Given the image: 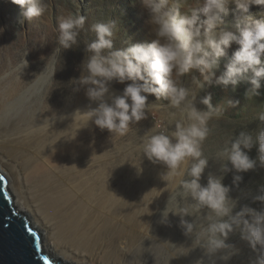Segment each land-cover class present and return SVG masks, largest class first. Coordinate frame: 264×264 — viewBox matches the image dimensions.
<instances>
[{"label": "clouds", "instance_id": "obj_1", "mask_svg": "<svg viewBox=\"0 0 264 264\" xmlns=\"http://www.w3.org/2000/svg\"><path fill=\"white\" fill-rule=\"evenodd\" d=\"M229 2L203 0L200 7L191 8L188 0H142L150 13V23L157 38L151 43H137L126 48L114 46V22H94L90 28L94 39L85 40L87 56L78 83L87 86L88 99L97 102L98 106L90 107L83 114L78 109L76 114L88 117L86 125L93 121L101 131L125 136L133 129L132 125L147 118L146 112L151 108L168 109L174 130L170 131L168 127L157 131L151 129L141 137L142 154L153 163L167 166L169 171L164 178L169 175L181 177L176 193L178 211L166 209L164 216L167 217L169 212L180 216L185 235L195 237L193 248L202 247L207 254L230 249L232 246L226 241L231 233L239 231L241 238L258 251L255 264H264V207L256 211L245 206L233 214L236 201L229 196L230 187L222 183L223 176L209 173L207 185L200 183L210 159L203 149L204 142L214 131L209 122L214 116L222 115V108L212 106L209 94L200 100L207 110L198 109L195 103L197 93L181 80L196 70L205 82L211 84L220 59L235 42L240 47L228 60L216 83L225 87L231 85L234 90L241 80H246L252 86L247 95L258 94L264 80V61L261 59L264 56V19L249 17L238 21L230 30L221 27L224 23L222 15L227 14ZM234 2L244 11L251 4L264 6V0H247L246 4L241 0ZM12 3L19 6L20 16L27 21L41 17L47 8L42 0H12ZM186 6L190 7V12L182 13ZM201 14L206 19L201 20ZM85 20L80 13L59 17L60 47L70 49L78 45ZM27 67L28 61L23 58L17 71ZM7 75L5 73V78ZM112 81L131 83L122 94L116 95L110 93ZM191 82L199 84L200 89L203 87L195 76ZM150 95L155 97V102H148ZM164 100L168 101L167 105L156 103ZM229 103L235 106L238 101ZM178 113L180 119H176ZM254 119L259 122L255 132L241 131L238 136H232L212 159L230 162L237 173L255 169L257 160L264 167V108ZM255 145H258L257 160L244 151ZM220 170L227 173L231 169L228 163H221ZM241 180L239 175L234 177V183ZM255 200L264 205V188ZM205 209L207 214L201 215ZM186 216H195L196 219L188 222L184 219ZM229 258L228 255L222 257L224 260ZM197 264H203L202 260Z\"/></svg>", "mask_w": 264, "mask_h": 264}, {"label": "rangeland", "instance_id": "obj_2", "mask_svg": "<svg viewBox=\"0 0 264 264\" xmlns=\"http://www.w3.org/2000/svg\"><path fill=\"white\" fill-rule=\"evenodd\" d=\"M42 2L47 5L45 13L39 18L27 21L22 19L21 9L13 4L12 0H0V29H2L0 31V134L9 132V128L14 129L17 122L26 116H32L40 123L44 118L62 116L71 109V106L78 105L85 99L90 102L92 108L98 106L97 102L88 99L87 86L78 83L83 74V62L87 56L84 50L85 40L94 39V34L90 31L94 22L112 21L115 23L114 46L116 48H126L137 43H151L157 38L150 23V13L143 5L142 0H42ZM241 2L246 4L247 0H241ZM202 3L203 0H188V5L191 8L200 7ZM190 7L183 8L182 13H189ZM227 8V14L222 15L224 23L221 27H226L229 30L238 21H244L249 17L264 19V6L251 4L248 10L244 11L236 6L234 0H230ZM78 13L86 18L79 43L73 48L63 49L58 44L59 17ZM203 19L206 17L201 14V20ZM239 47L233 42L226 49V56L220 59L219 67L215 70L211 84L205 82L203 76L196 70H192L181 78L183 84L197 93L195 103L198 109L207 110L200 100L209 94L212 97V106L222 108V115L214 116L209 122V126L214 131L204 142L203 149L205 155L210 159L200 183L202 186L207 185L209 173L216 177L223 176L222 183L230 187L229 196L236 201L233 214L245 206L256 211L264 207L255 200V197L264 188V167H261L257 160L258 145L253 146L251 150H244L250 158L257 160L255 169L247 172L237 173L232 169L230 162L212 159L215 153L223 147L225 141L232 136H238L241 131L255 132L259 122L254 117L258 111L264 108V80L261 81V87L257 90L258 94L251 97L247 93L251 91L252 86L246 80H241L234 90L231 85L225 87L216 83V80L225 71L228 60ZM55 49L58 51L55 52ZM23 58L28 61V67L18 72L17 66ZM261 59L264 61V56ZM5 73L9 74L6 78ZM193 76L203 84L201 89L199 84L191 82ZM128 83L131 82L126 81L121 84L112 81L109 86L110 93L122 94ZM237 101L238 104L235 106L229 103ZM148 102H155V97L150 95ZM156 103L167 105L168 101H157ZM146 116V119L132 125L133 129L125 136L113 135L107 130H103L104 134L113 135L116 142L106 140L101 142L102 144L100 143L103 153L99 154H103V156L99 155V157L96 154L97 156H93L94 159L97 157L96 161L93 157L90 159V161L92 160L90 162L91 170L95 171L99 160L105 159L104 161L112 166L118 164L121 171H124L120 173V179L129 180L126 184L122 183L123 187L127 190L137 189L138 199L142 204H145L147 208L153 207L154 213H164L166 209L176 212L178 211L176 193L181 177L169 175L164 178L169 171L167 166L163 163L149 161L142 154L141 148V137L151 129L157 131L168 127L172 131L175 126L168 109L153 107L149 112H146ZM180 118L178 113L176 119ZM88 130L89 138H93L97 129L91 126ZM118 150L121 155L119 154L117 158L114 153ZM112 156L113 158H111ZM221 163H228V168L231 170L227 173L221 172ZM126 168L137 170L135 174L129 175L126 173ZM237 175L241 176L242 180L234 183V177ZM151 192L152 194L149 195ZM171 212L165 217V220H169L167 224L164 219L154 224L155 227L151 229L152 234L158 233L156 227L167 225L169 232L175 234L176 237H181V242L187 238L189 243H194V235H185V230L180 226L181 217ZM206 214L207 210H202L201 215ZM23 215L27 217V215ZM27 218L30 220L29 217ZM184 219L193 222L196 217L186 216ZM226 243L232 247L215 254H207L206 257L194 261L193 264H197V261L201 260L203 264H255L258 251H254L249 243L241 238L239 231L231 233ZM183 244L185 243L183 242ZM191 250L194 251V248ZM46 254L50 256L48 253ZM225 255L230 258L222 259Z\"/></svg>", "mask_w": 264, "mask_h": 264}, {"label": "bare ground", "instance_id": "obj_3", "mask_svg": "<svg viewBox=\"0 0 264 264\" xmlns=\"http://www.w3.org/2000/svg\"><path fill=\"white\" fill-rule=\"evenodd\" d=\"M90 107L85 99L41 123L26 116L0 134V171L14 206L40 231L42 250L66 264H193L206 257L205 249L192 251L193 243L186 238L183 244L167 225L152 234L164 213L142 204L137 189L123 187L129 180L120 179V165L104 159L91 170L100 143L116 141L76 114ZM91 126L97 129L93 138ZM114 154L118 158L119 150ZM136 170L126 168V173Z\"/></svg>", "mask_w": 264, "mask_h": 264}, {"label": "water", "instance_id": "obj_4", "mask_svg": "<svg viewBox=\"0 0 264 264\" xmlns=\"http://www.w3.org/2000/svg\"><path fill=\"white\" fill-rule=\"evenodd\" d=\"M0 182V264H43V257L49 258L50 264H66L55 260L42 250L41 233L33 227L27 217L23 216L13 204L8 182ZM33 230L30 235L27 229ZM39 240V248L33 237Z\"/></svg>", "mask_w": 264, "mask_h": 264}, {"label": "snow or ice", "instance_id": "obj_5", "mask_svg": "<svg viewBox=\"0 0 264 264\" xmlns=\"http://www.w3.org/2000/svg\"><path fill=\"white\" fill-rule=\"evenodd\" d=\"M5 178L3 176H0V182H2ZM29 234L31 235L33 230L31 228L27 229ZM34 243L36 244L37 248H39V240L34 236L33 237ZM43 264H50L49 258L47 256H44L43 258Z\"/></svg>", "mask_w": 264, "mask_h": 264}]
</instances>
